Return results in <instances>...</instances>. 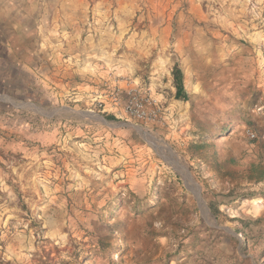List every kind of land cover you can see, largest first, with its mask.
I'll list each match as a JSON object with an SVG mask.
<instances>
[{
  "label": "rangeland",
  "instance_id": "374dc122",
  "mask_svg": "<svg viewBox=\"0 0 264 264\" xmlns=\"http://www.w3.org/2000/svg\"><path fill=\"white\" fill-rule=\"evenodd\" d=\"M259 168L264 0H0V264H264Z\"/></svg>",
  "mask_w": 264,
  "mask_h": 264
},
{
  "label": "trees",
  "instance_id": "16d2710c",
  "mask_svg": "<svg viewBox=\"0 0 264 264\" xmlns=\"http://www.w3.org/2000/svg\"><path fill=\"white\" fill-rule=\"evenodd\" d=\"M172 74H173V82H174V86L176 88V92H175V97L177 99L180 100H185L188 101L189 100V94L185 88V83H184V73L183 70L181 69V67L176 64L172 70ZM108 119H112L113 116L112 115H107ZM257 168V167H256ZM264 169V168H263ZM262 168H259V173L255 174V176H251L250 179H255L257 181H260L263 177H264V170Z\"/></svg>",
  "mask_w": 264,
  "mask_h": 264
},
{
  "label": "water",
  "instance_id": "95a60500",
  "mask_svg": "<svg viewBox=\"0 0 264 264\" xmlns=\"http://www.w3.org/2000/svg\"><path fill=\"white\" fill-rule=\"evenodd\" d=\"M81 115L84 117H90V118L98 119V120H101L102 122H104L106 124H109L107 119L105 117H103L102 115H92L91 113H88V112H82ZM110 125L113 126L112 124H110Z\"/></svg>",
  "mask_w": 264,
  "mask_h": 264
},
{
  "label": "built area",
  "instance_id": "2783aa9c",
  "mask_svg": "<svg viewBox=\"0 0 264 264\" xmlns=\"http://www.w3.org/2000/svg\"><path fill=\"white\" fill-rule=\"evenodd\" d=\"M251 136H252V137H254V136H255V134H254V133H251Z\"/></svg>",
  "mask_w": 264,
  "mask_h": 264
}]
</instances>
